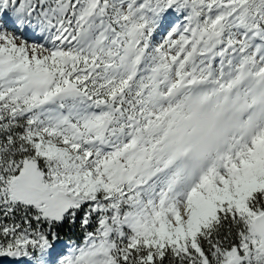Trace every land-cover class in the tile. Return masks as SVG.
I'll use <instances>...</instances> for the list:
<instances>
[{"label":"snow or ice","instance_id":"snow-or-ice-1","mask_svg":"<svg viewBox=\"0 0 264 264\" xmlns=\"http://www.w3.org/2000/svg\"><path fill=\"white\" fill-rule=\"evenodd\" d=\"M0 264H264V0H0Z\"/></svg>","mask_w":264,"mask_h":264},{"label":"trees","instance_id":"trees-1","mask_svg":"<svg viewBox=\"0 0 264 264\" xmlns=\"http://www.w3.org/2000/svg\"><path fill=\"white\" fill-rule=\"evenodd\" d=\"M64 232L71 235V233L69 232V230L67 228L64 230ZM79 235H80V233H79V231H77L76 236L79 237Z\"/></svg>","mask_w":264,"mask_h":264}]
</instances>
